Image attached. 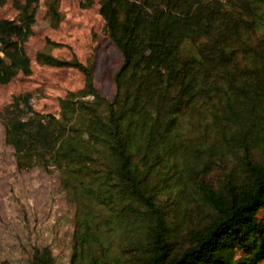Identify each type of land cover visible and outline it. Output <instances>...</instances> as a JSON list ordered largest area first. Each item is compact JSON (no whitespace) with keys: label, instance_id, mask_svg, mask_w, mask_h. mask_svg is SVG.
<instances>
[{"label":"trees","instance_id":"obj_1","mask_svg":"<svg viewBox=\"0 0 264 264\" xmlns=\"http://www.w3.org/2000/svg\"><path fill=\"white\" fill-rule=\"evenodd\" d=\"M38 1L0 18V83L31 72ZM98 12L120 53L112 97L92 63L38 50L82 86L57 113L27 90L0 109L17 170L57 174L72 208L67 264H259L264 0H98ZM29 263L57 264L51 245L32 244Z\"/></svg>","mask_w":264,"mask_h":264},{"label":"rangeland","instance_id":"obj_2","mask_svg":"<svg viewBox=\"0 0 264 264\" xmlns=\"http://www.w3.org/2000/svg\"><path fill=\"white\" fill-rule=\"evenodd\" d=\"M49 1H38L32 33L24 44L31 72H19L9 82L0 83L1 110L13 94L27 90L34 108L57 113L59 98L82 86L80 70L45 64L36 59L38 50L67 59L75 54L82 62L92 63L101 92L108 97L114 93L111 74L120 53L102 32L98 0H54L58 20L49 11ZM15 2L25 0L0 3V18L16 16ZM71 217L72 208L63 198L57 174L40 168L17 170L0 123V264H30L31 246L40 243L51 245L57 264H67Z\"/></svg>","mask_w":264,"mask_h":264},{"label":"built area","instance_id":"obj_3","mask_svg":"<svg viewBox=\"0 0 264 264\" xmlns=\"http://www.w3.org/2000/svg\"><path fill=\"white\" fill-rule=\"evenodd\" d=\"M0 46H1V42H0ZM2 55H3V52H2V50L0 48V56H2Z\"/></svg>","mask_w":264,"mask_h":264}]
</instances>
